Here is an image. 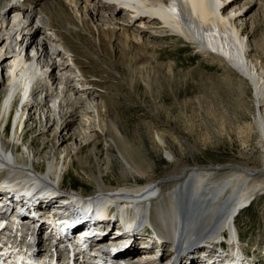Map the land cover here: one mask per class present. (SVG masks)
Instances as JSON below:
<instances>
[{"label":"bare ground","instance_id":"bare-ground-1","mask_svg":"<svg viewBox=\"0 0 264 264\" xmlns=\"http://www.w3.org/2000/svg\"><path fill=\"white\" fill-rule=\"evenodd\" d=\"M143 1L150 3V6L165 2ZM223 1L170 0L169 4H161L156 9L146 8V15H143L138 11L135 0H0V85L7 86L2 98L9 89L3 108L0 103V153L2 147L13 152L18 147L17 144L21 143L22 146L27 123L32 121V129H37V116H40L44 130L39 132V135L53 138L54 141L51 153L45 157V173L37 169V163H26V159L15 161L5 153L0 154V172H3L0 181L3 176L8 177L9 184L14 185L15 191H20L24 199L28 198V192L31 191L32 185L36 184L34 179H39L48 189L53 186L63 188V172L68 154L62 153L61 150L66 148L62 144L71 140L77 146L76 155L80 154V158L89 160L90 164L83 161L80 163L91 165L88 168V176L97 189L87 196L76 191H72L74 194L62 191L59 196H65L67 200L75 201V197L79 196L75 204L77 212L74 214L69 209L71 214L86 212L84 206L91 201L99 203L101 199H104L105 204L114 205L113 208L121 206L116 211L121 222L119 229H130L128 236L132 235L131 239L135 237L137 240L138 236H133L136 230L134 226L150 224L158 235L161 231L166 239H161L164 243H173L175 250H172V254L169 251V255L173 257L176 254V259H173L180 261L179 264L188 263L191 257L194 258L195 254L199 253L195 246L217 239L224 229L231 233L235 229V214L252 201L251 197L256 191L264 190V68L258 63L252 64L248 61L245 55L248 40L244 37L243 26L237 25L240 15L236 17L235 13L232 17L231 12L229 15L225 11L226 3ZM12 4L16 5L10 10L21 14L23 19L14 33L16 40L19 38V42L14 45L8 43L10 39H14L9 34L13 29H7L6 14H3ZM70 10H74V14L70 13ZM103 16L107 22L103 20ZM98 22H101V25H98ZM5 30L9 32L6 33ZM167 40L174 44L183 40L189 45L186 46L188 50L190 47L196 49L201 57L232 73V76L237 78L236 88L241 95L245 93V81L250 82L249 85L253 88V103L245 107L246 104L240 101L239 115H249L251 121L237 125L236 130H239L237 133L246 140L245 142L257 133L258 145L263 149L262 168L228 166L223 173L226 176L213 174L216 179L205 170L203 173L193 171L189 175L185 173L186 170H176L151 179L148 173H151L154 162L144 147L147 146L170 160L174 152L184 151V148L188 147L186 137L180 134H184L187 128L188 131L190 128L191 134L193 127L191 124L187 125L186 119L184 128L173 124L176 118L170 117L166 106L156 101L162 98L161 91L165 84L179 79L183 82L187 78L194 79L190 73L178 71V64L168 59L167 49L161 45ZM152 42L154 45L150 44ZM56 46H60L62 50ZM30 48L36 51L33 61L37 70L27 78L22 74L26 63L20 60L24 50ZM162 56L167 57V61L162 59ZM8 59H12V65L6 68L4 64L9 62ZM3 73H9L10 81L5 79L6 74ZM32 83L34 87L30 90ZM172 95L175 96L174 92ZM121 98L131 99L133 104L138 101L143 109L156 113L167 128L153 127V132L146 128L140 132L142 138L134 140L123 124L122 115L116 109ZM10 110L15 111V123H18L19 131L24 118L25 121L23 131H12L8 136L7 128L3 131V125ZM79 117L84 122L75 126ZM182 118L184 119V116H181ZM93 122L102 123L99 127L101 132L92 130ZM51 129L52 133L48 136ZM224 129L223 125L218 131L222 133ZM170 131L173 133L172 138L167 137ZM90 138L94 140L90 142ZM37 142L38 139L34 138L29 149ZM49 142L50 140L46 144ZM101 143L105 144L110 161H121L124 164V167H120V171H123L121 178L112 188L109 187L110 183L107 186L104 179L107 166L105 170L102 168L107 165L108 160L100 159L99 151L93 152ZM112 146L118 154H114ZM128 173L137 178L131 177V180H128ZM142 178L146 179L145 183ZM196 183L199 184L198 187H193ZM1 184L0 182V188ZM191 190L194 194L198 193V200H193L206 204L208 209L198 208L196 212H188L193 208L186 198ZM120 201L122 203H119ZM90 212H94L93 207ZM97 215L98 220L108 218L107 213L99 212ZM212 218H218L221 224H212ZM99 226L95 227V230L91 228L90 233L93 236H87L85 239L96 238L94 246L98 248L97 257L101 264H115L114 255L121 252L132 251L135 257L154 253L150 250L142 253L140 249L134 248L136 241H133V248L128 250L132 240L127 238L128 242H122L124 237L116 238L113 235V223L102 222ZM153 240L159 244L162 242L154 237ZM238 240L239 238L235 239L237 245ZM115 241L121 244L117 245ZM140 243L147 246L151 245L152 241L143 238ZM113 246H116V250L112 252ZM107 253L109 255H104ZM238 253H230L231 258H234H227L228 264H242ZM206 255H209L208 264H216L215 258L224 257L211 254L210 251H207ZM77 260L74 257L73 261ZM195 263L196 261H193L191 264ZM248 263L252 262L248 260Z\"/></svg>","mask_w":264,"mask_h":264},{"label":"rangeland","instance_id":"rangeland-1","mask_svg":"<svg viewBox=\"0 0 264 264\" xmlns=\"http://www.w3.org/2000/svg\"><path fill=\"white\" fill-rule=\"evenodd\" d=\"M223 2L226 3L225 11L229 15L230 12L232 17L235 13L236 17L240 15V17L237 19V25L243 26L245 31L244 37L246 38V40H248V50L245 54L248 61L250 60L252 64L258 63L264 68V0H224ZM72 12L74 14V10H70V13ZM77 17L79 18V14H77ZM103 20L107 22V19L104 16ZM98 23V25H101V22ZM103 27L106 28L107 26ZM8 32L9 30L6 31V33ZM182 42L174 44L167 40L163 41L161 45H163V47L167 49L166 55L168 54V59L173 60L178 64L177 70L182 71L183 73H190V76H192V78L194 79L192 80L190 78H187L184 82L183 80L179 79L171 82L170 84H165V88L162 89L163 91H161L162 98H159L156 101L160 104H163V106H166V108L169 110L170 117L176 118V122L173 124H176L177 126L179 125V127L184 128V123L187 120V125L191 124V126L193 125V127L191 134L189 133L190 128L189 131L187 128L184 130V134H180L186 137L185 139L188 141V147L184 148V151L174 152V156L170 160L163 154L155 152L145 144H143L146 146L144 147V149L148 150V156L154 162L151 173H148L151 176V179H157L166 173L176 170H186L185 173L187 175L191 174L193 171L203 173V171L205 170L207 173L212 174L213 179H216L213 174L220 173L221 175L226 176L223 173L228 166L244 165L251 169H257V167L260 169V167L263 165V158H261L263 149L258 145L259 138L257 133L253 134L250 140L245 142L246 140H244V138H242L237 133L239 130H236L237 125L244 124V122L248 123L251 121L249 115H239L241 112V102L247 105H244L245 107H249L253 103V88L251 85H249L250 82L245 81L247 86H245L244 95H241L236 88L237 84L235 81L237 78L233 77L232 73L223 70L217 63L210 62L207 59L201 57L197 53L196 49L190 47L188 50L186 48L188 44L184 43L183 40ZM150 44L154 45L153 42ZM58 47L60 46H56L57 49ZM153 50L155 49L153 48ZM162 59L167 61V57L162 56ZM9 61L11 62V66L12 59H10ZM62 62L63 60L59 63L61 64ZM7 63L8 61L4 64V66ZM3 74L5 75L6 73ZM1 77L2 75L0 74V82ZM262 79V81L264 82L263 75ZM6 87V84H2V86L0 85V99H2V95L5 93ZM173 92L175 96L172 95ZM127 100L130 104L127 102ZM57 104H59V101L57 102ZM52 106H54V103L52 104ZM54 108L56 109L57 107ZM116 109H118L117 111L122 115L123 124L128 128V131H130V134L132 135L134 140H137V138H142L140 132L146 128L151 132H153V127L162 129L167 128V126L156 115V113L150 111L149 109H146V111L138 101L137 104H133L131 103V99L129 100L128 98H121V100L118 101V106L116 107ZM181 116H184V119H181ZM240 116L242 118H240ZM37 120L38 127L34 130L32 129L34 123L32 121L30 123H27L25 130L26 132L24 133L26 134V137L25 140H23L22 146L21 143L17 144L18 147L13 152H10L8 149L2 147V151L0 154L4 155L5 153L7 154V157H11L15 161L26 159V163H37V169H39V171H41L42 173H45L47 166V159L45 157H48L49 153H51L50 150L54 144V141L53 138H46L45 136L39 135V132H42L44 130L41 124L42 122L40 116H37ZM83 122L84 120L79 117L78 120L75 121L74 125L80 126ZM95 125H97V127H95ZM223 125L225 129L221 131L222 133H220L218 129L223 128ZM101 126L102 123L97 124L93 122L92 130L101 132L99 130V127ZM213 131L215 132L213 133ZM51 133L52 129L48 132L47 135L50 136ZM91 135H93V132H91ZM167 137H173L172 131L168 133ZM34 138L38 139V142L34 143V145L29 149V145ZM177 139L179 140L178 137ZM49 140V144H46ZM89 140L90 142H92L94 138H90ZM244 144H247V146ZM62 145H64V147L66 148L62 149L61 151L64 154H68V158L65 160V168L63 172L64 187L58 190H60L61 193L65 190L68 192L76 191L77 193H82L86 196L89 194L91 195L97 190L93 181L88 176V168L91 165L88 166L86 164L83 165L80 163V161H83L90 164L89 160L86 158H80L82 157V155L78 156L80 154L76 155L77 146L73 144L71 140L64 142ZM57 147H59V143ZM112 148L114 149V146H112ZM105 150V144L101 143L97 148L93 150V152L99 151L100 159L108 160L106 161L107 165L103 166L102 168L103 170H105L107 166L104 179L107 183V186L110 183L111 186L109 187L112 188L114 183L120 180V175L123 172L120 171V167H124V164L121 161H110ZM113 152L115 155L119 153H117L115 149ZM64 154L62 157H64ZM58 160L60 162L59 157ZM59 164H61V162ZM2 174L3 172H0V178L2 177ZM131 177L136 176H132L128 173V180H131ZM52 181H54V179H52ZM142 182L145 183L146 179H143ZM198 185L199 184L196 183L193 187H198ZM58 190H56L55 194H59ZM74 192H72V194H74ZM78 197L79 196L75 197V201H72L70 199L67 200L65 196L64 198L59 196V199L62 202L66 203L69 206V209L73 211L72 213L75 214L77 212L75 204L77 203L76 200L78 199ZM186 198L189 200L190 205H193V208L188 212H196L198 208L208 209V206L206 204L197 202L198 193L194 194L191 190L190 194H188ZM251 200L252 201H250L248 205L243 206L234 216L236 217V225L234 224L233 228L235 229H233V233H231L235 239L239 238V242L236 247L232 244V246L227 247L226 250L224 245H220L218 242H216L215 239L211 241L209 240V243L204 242L201 246H195V248H197L196 250L203 251L206 248V250L204 251L205 253L207 251H210L211 254H216V252H218L223 254L219 256H224L225 258L229 259L234 258H231L230 256V253L232 251L234 253L239 252V261L242 264H249L248 260L249 262H252L251 264H264V190L256 191V194L251 197ZM119 203H122V201H120ZM108 205V208L112 207L111 211L114 210L115 212L114 214L109 215L111 217V222L112 220L116 219V222L113 223V225H115L113 235L116 236V238L124 237L121 239L122 242H128V239H131L132 235L125 236L119 229L121 222L119 221V215L116 213V211H118L121 206H118V208H113L114 205ZM91 209H86V212H90ZM161 211H163L162 208ZM105 219H107V217H104L100 220L103 221L104 224L111 223L110 220L105 221ZM210 222L212 224H221V221L218 218H212L210 219ZM142 225L144 227V225L146 224ZM134 228L136 230L133 233V236H138V239L136 240L135 237L133 240L131 239L132 242L129 244L128 250H131L133 248V244L135 241L136 243L134 248L136 247L140 249L141 251H143L142 253L151 250V245H141L140 241L143 238L152 241V244H159L158 242H155L152 237L157 240L159 239V237L166 240L165 237H163L161 231L160 235H158L155 233V231V234L152 233L153 231H150V234V232L148 233V229L138 230V227L136 226H134ZM93 229L95 230V227ZM231 233L224 229L223 231H221L219 236H230ZM114 243L117 242L115 241ZM161 244V259L167 260L169 259V251L172 254V250L174 249L173 243H164L162 241ZM167 246L170 249L167 250ZM239 247H241L249 257L245 253H243ZM129 254L132 255V251H130ZM104 255L107 256L109 255V253ZM195 255H193L195 256L194 258L191 257V263L193 261H196L195 264H208L209 255H206L204 253H196ZM210 258L211 257H209V259ZM190 262H183L181 264H191ZM226 263L228 262L226 261ZM216 264H225V261L223 258H218V260H216Z\"/></svg>","mask_w":264,"mask_h":264}]
</instances>
